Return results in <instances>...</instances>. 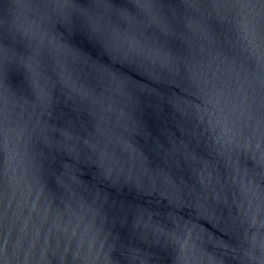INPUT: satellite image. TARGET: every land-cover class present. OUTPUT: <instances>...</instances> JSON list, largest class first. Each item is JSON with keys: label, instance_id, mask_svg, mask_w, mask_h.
Returning a JSON list of instances; mask_svg holds the SVG:
<instances>
[{"label": "water", "instance_id": "water-1", "mask_svg": "<svg viewBox=\"0 0 264 264\" xmlns=\"http://www.w3.org/2000/svg\"><path fill=\"white\" fill-rule=\"evenodd\" d=\"M0 264H264V0H0Z\"/></svg>", "mask_w": 264, "mask_h": 264}]
</instances>
